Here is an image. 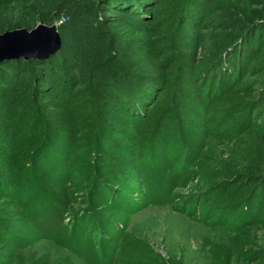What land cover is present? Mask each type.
<instances>
[{"label":"rangeland","instance_id":"obj_1","mask_svg":"<svg viewBox=\"0 0 264 264\" xmlns=\"http://www.w3.org/2000/svg\"><path fill=\"white\" fill-rule=\"evenodd\" d=\"M211 3L232 8L234 21L245 13L264 18V0ZM215 11L200 21L226 18ZM40 23L58 26L37 0H0V34ZM230 25L192 30L211 37L233 33ZM191 45L179 51L200 52ZM255 64L249 58L234 75L221 106H212L218 95L207 103V93L180 71L140 121L97 109L105 142L98 138L82 151L74 122L90 112L69 109L52 93L0 91V264H264V195L254 193L257 178L241 173L264 160V107L249 118L239 103L226 102L249 99L255 76L247 71ZM26 77L18 83L32 88V75ZM165 112L172 118L159 130ZM15 137L28 150L14 146ZM33 148L40 159L20 171L18 159ZM39 189L52 198L26 212L22 203Z\"/></svg>","mask_w":264,"mask_h":264},{"label":"trees","instance_id":"obj_2","mask_svg":"<svg viewBox=\"0 0 264 264\" xmlns=\"http://www.w3.org/2000/svg\"><path fill=\"white\" fill-rule=\"evenodd\" d=\"M37 2L48 22H58L61 48L45 59L18 58L2 61L0 91L16 88L15 97L30 98L52 93L58 102L69 106V109L90 112L74 122V129L85 144L81 145L79 151L89 143L92 146L98 138L102 142L106 138L102 135L103 127L94 122L98 111L119 114L131 121H140L145 117L143 114H146L151 100H158L156 97L166 92L180 71L186 72L189 81L207 93V103L209 98L218 95V100L212 103V106H221L219 102H225L221 96L225 97L231 89L234 75L240 72L246 61L251 58L256 64L247 71L255 76L249 99L239 101L240 98H237L233 99V102H226L230 103L229 105L239 103L245 111H250L249 118H255L254 113L264 107V59H252V56L264 53V18L245 13L236 16L237 20L234 21L229 19L232 8L219 3H211L210 6V0ZM214 8L217 11L213 13H220L226 18H211L206 23L201 22L200 18L204 13ZM240 12L238 10V14ZM229 23L230 28H236L233 33H214L207 37L206 33H198V29L192 30V25L200 24L221 31ZM217 40V45H211ZM188 44L191 48V44H194L193 48L199 49L200 52L194 55L181 53L179 48L188 49ZM191 57L192 59H189ZM189 62H193L194 67L186 70L185 66ZM29 74L33 77L32 88L18 83L22 76L27 78ZM178 78L180 80L181 77ZM81 92L85 97L80 98ZM229 105L219 111L225 112ZM254 106L255 110L252 109ZM171 118L172 115L165 112L159 122V130L162 127L168 129ZM261 118H264V115ZM256 124L261 125L260 122ZM253 128L256 129L257 126L254 125ZM15 138L14 146H22L28 150L29 143L23 145L21 139L17 141L18 137ZM31 151H34V148ZM35 153L36 150L25 151L24 159H18L17 168L19 167L20 171L26 170L25 165L30 166V170L34 168L35 161L38 157L40 159V155ZM87 164L93 166L92 162ZM62 168L66 171L64 166ZM241 173L245 179L257 178L254 193L263 196L264 160L260 162V169ZM30 178L32 179L31 175L26 176L28 182ZM26 180L20 184L27 185ZM20 184L16 186L19 188ZM42 191L39 189V193H32L27 197V201L22 203L26 212L34 213L33 204L40 206L52 198L49 195L47 200ZM15 194H18V191Z\"/></svg>","mask_w":264,"mask_h":264},{"label":"water","instance_id":"obj_3","mask_svg":"<svg viewBox=\"0 0 264 264\" xmlns=\"http://www.w3.org/2000/svg\"><path fill=\"white\" fill-rule=\"evenodd\" d=\"M62 39L56 24H38L0 34V63L9 59H45L58 52Z\"/></svg>","mask_w":264,"mask_h":264}]
</instances>
